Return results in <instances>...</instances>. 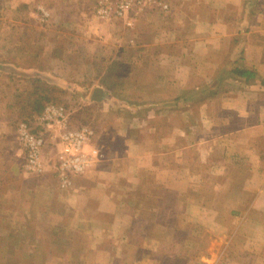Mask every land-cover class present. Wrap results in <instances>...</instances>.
<instances>
[{
	"label": "crops",
	"instance_id": "crops-1",
	"mask_svg": "<svg viewBox=\"0 0 264 264\" xmlns=\"http://www.w3.org/2000/svg\"><path fill=\"white\" fill-rule=\"evenodd\" d=\"M166 4L136 16L131 35L123 18L79 2L62 0L46 24L28 4H7L0 264L53 260L54 232L82 239L70 257L79 264H264V0ZM62 91L101 109L89 121L68 116L70 127L91 125L99 150L68 187L48 163L57 128H39L37 175L22 168L15 130Z\"/></svg>",
	"mask_w": 264,
	"mask_h": 264
},
{
	"label": "built area",
	"instance_id": "built-area-1",
	"mask_svg": "<svg viewBox=\"0 0 264 264\" xmlns=\"http://www.w3.org/2000/svg\"><path fill=\"white\" fill-rule=\"evenodd\" d=\"M167 8V4L157 0H98L94 12L101 18H123L127 9L133 7L138 14L146 6ZM138 16V15H137ZM129 23V22H128ZM68 112L61 104H46L33 121H20L15 130L19 143L24 151V163L22 168L26 172L40 173L43 164L40 158L44 145L43 132L41 130L56 129L58 131L59 150L56 156L55 172L61 187L70 184V176L85 172L99 156V150L89 145L94 135V130L88 123L70 127ZM32 122V123H30ZM89 145V147H87Z\"/></svg>",
	"mask_w": 264,
	"mask_h": 264
},
{
	"label": "rangeland",
	"instance_id": "rangeland-1",
	"mask_svg": "<svg viewBox=\"0 0 264 264\" xmlns=\"http://www.w3.org/2000/svg\"><path fill=\"white\" fill-rule=\"evenodd\" d=\"M69 1L68 0L67 1L64 0L65 3H68ZM71 1H75V2L81 3L82 4V8H84L86 10V12H85L86 14L89 15L90 12H93L94 15H96L95 12H94V8H95V5L97 4L98 0H71ZM115 1L116 0H111V2H113V3ZM157 1L158 2H162V3L165 4V3H167L168 0H157ZM12 2H14V4H15V2H19V3H23L24 2L25 4H28L29 7L31 8V9H29V14L30 15H28V13L26 15H28L29 18H33L37 23L46 24V21L52 17L51 16L52 12H56V9L59 10L58 4L60 2H62V0H13ZM12 2H10L9 0H0V34H5L6 33L5 24H1V22L4 21V19L6 18V14L5 13H6L7 4L10 5ZM150 3L151 2L147 1L146 6H144L143 10L140 11L138 14H135L136 13L135 9H133L132 6L127 9L126 15H125V17H123L124 24L126 25V28H123L124 34L131 35V33H129L130 29H128V28L133 25V20L136 18L137 15H140V14H143L144 12H147L148 9L150 10V9L159 8V7L150 6ZM19 9H18V11H19ZM166 9H164V10H166ZM20 13H21V10H20ZM112 18L121 20V18H114V17H110V18H107V19H112ZM120 26H124V25L120 24ZM126 65L127 64H120L119 65V70H121V71L123 70L124 73H125ZM120 74L122 75V73L116 71L115 75L113 76L112 83H113L114 87H117L119 85ZM110 92L113 94L112 96L119 97L118 93H120L122 91H118V90L117 91H113V90H111ZM52 93L55 94L56 98L53 97L52 100L46 101L45 104L43 105V107L46 104H60V105L62 104L66 108L68 114L73 112L72 115H68L69 117H71L73 119V121H78L79 122L80 121L79 119H82V120H85V121H89L90 118H91L90 116H92V115H100L101 109L99 107H95L93 105H85V103L82 104V105L81 104H77V100L74 101L75 98H76V95L72 96L70 92L62 91V92H52ZM57 95H58V97H57ZM41 110L38 109L36 115H38L39 111H41ZM107 114H109V112H107ZM20 121H22V120H20ZM20 121H17V123L20 122ZM31 121H33V120H31ZM17 123L15 124V127H16ZM30 123H32V122H30ZM55 144L50 143V145H53V146ZM89 145H90V142H89ZM41 153H42V150H41ZM56 153H57V151H56ZM56 156L57 155H55L53 159H50V161H48L49 165L53 166V165L56 164L55 163V159H56L55 157ZM40 158H41V155H40ZM43 162H42V164L45 167ZM24 172L27 173V174H36V175L39 174V173H33V172H26L25 170H24ZM42 172H40V174ZM55 176L57 178V175H55ZM69 185H67L65 187H68ZM48 236H49V240L47 241V243L49 244V246H51L50 247L51 248L50 251H52L51 254L53 255L54 259L52 260L48 256L49 254H47L46 264H75L76 260H73V258L70 259V257H73V256L80 257L82 252L80 250L77 251V248H80V246H82V247L84 246V243H83L82 239L79 238L75 242L76 244L72 245L73 236H71V235L64 234V233H59V232H54V233H52V234H50ZM33 254L38 255L37 252H33ZM80 260H81V258L76 263L77 264L81 263ZM189 264H191V262Z\"/></svg>",
	"mask_w": 264,
	"mask_h": 264
},
{
	"label": "trees",
	"instance_id": "trees-1",
	"mask_svg": "<svg viewBox=\"0 0 264 264\" xmlns=\"http://www.w3.org/2000/svg\"><path fill=\"white\" fill-rule=\"evenodd\" d=\"M43 107V106H42ZM42 107L40 108V110L42 109ZM40 112V111H39ZM82 124H84V123H82Z\"/></svg>",
	"mask_w": 264,
	"mask_h": 264
},
{
	"label": "water",
	"instance_id": "water-1",
	"mask_svg": "<svg viewBox=\"0 0 264 264\" xmlns=\"http://www.w3.org/2000/svg\"><path fill=\"white\" fill-rule=\"evenodd\" d=\"M95 92H98L97 90ZM97 99V98H96ZM99 99V98H98Z\"/></svg>",
	"mask_w": 264,
	"mask_h": 264
}]
</instances>
